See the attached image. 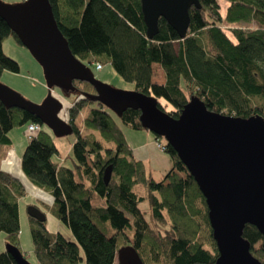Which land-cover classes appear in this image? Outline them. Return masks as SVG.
Segmentation results:
<instances>
[{"label": "trees", "instance_id": "1", "mask_svg": "<svg viewBox=\"0 0 264 264\" xmlns=\"http://www.w3.org/2000/svg\"><path fill=\"white\" fill-rule=\"evenodd\" d=\"M49 1L78 59L102 63L99 58L106 55L121 76L134 82V89L157 97L164 110L159 99L171 102L174 108L167 112L174 117L193 96L212 111L264 117V0H227L225 15L218 0H200V8H190L183 38L163 17L159 32L148 36L141 0ZM227 24L231 34L224 28ZM10 35L21 43L0 16V73L20 71L19 62L4 50ZM154 63L163 67L164 83L153 80ZM70 91L77 93L66 105L65 118L76 133L72 166L54 159L58 148L44 125L27 143L21 169L31 183L53 196L58 218L78 242L60 231L50 232L46 220L30 216L37 264H80L79 245L86 264H114L118 250L129 244L144 264L214 263L219 249L206 198L175 149L165 140L171 166L159 179L148 176L145 162L135 157L121 128L145 129L141 110L116 113L96 99V88L89 81L74 80ZM81 113L79 126L76 119ZM29 121L41 122L35 114L0 100V144L9 146V132ZM108 165L112 174L106 183L103 174ZM138 184L147 191L136 192ZM25 193L22 180L0 166V231L8 244L20 249L18 199ZM143 200L149 202L150 219L140 207ZM243 236L264 262L259 229L247 223ZM0 264L17 262L5 250L0 252Z\"/></svg>", "mask_w": 264, "mask_h": 264}, {"label": "water", "instance_id": "2", "mask_svg": "<svg viewBox=\"0 0 264 264\" xmlns=\"http://www.w3.org/2000/svg\"><path fill=\"white\" fill-rule=\"evenodd\" d=\"M147 34L159 32V19L165 18L186 36L190 8L201 7L200 0H141ZM0 16L17 34L44 70L49 89L65 91L73 81L91 82L96 99L118 114L127 108L140 109L147 129L164 137L194 176L206 198L209 216L218 243L219 256L212 264H264L251 251L243 236L247 223L255 225L264 243V117H241L212 111L197 96L191 97L178 117L158 105L157 97L137 89L115 88L97 79L91 67L78 59L58 26L49 0H0ZM0 100L8 107H19L35 114L57 136L71 134L73 126L63 118V102L50 92L35 103L0 82ZM108 165L103 179H111ZM30 216L45 221L37 206L28 207ZM17 264L31 263L22 250L12 244L6 249ZM119 264H144L136 248L129 244L117 252Z\"/></svg>", "mask_w": 264, "mask_h": 264}, {"label": "rangeland", "instance_id": "3", "mask_svg": "<svg viewBox=\"0 0 264 264\" xmlns=\"http://www.w3.org/2000/svg\"><path fill=\"white\" fill-rule=\"evenodd\" d=\"M4 1L19 2L21 0ZM218 1L220 3L221 12L225 15L229 3L227 0ZM241 24L246 27H251V25L246 23H240V25ZM224 28L227 30V32H229L228 24L224 25ZM229 34L231 33L229 32ZM3 46L6 54L13 57L19 62L20 71L12 72L9 70H3L0 73V82L18 91L27 99L35 103H41L45 99V97L50 92H52L63 102L64 107L61 110V114L65 113L67 106L70 105L67 103H71L77 97V93L74 91H65L57 86L49 89L46 83L43 67L34 58L29 49L22 43L18 42L13 35L8 36L4 40ZM99 59L103 63V67L101 69H97L95 67V63L88 64L93 70L94 75L97 79L118 89H134V82L126 80L123 76H121L116 71L115 67L110 63L106 55L100 56ZM159 67L163 70V67L161 65L155 67L154 71L156 79H159L162 75V71ZM159 100L166 111H171L174 108L171 102H169L165 98H160ZM76 123L79 126H82V113L76 119ZM27 124L28 123L15 126L9 132L12 138V143L10 144V146L14 148L15 153L19 157L22 156L24 149L30 140L27 135ZM45 128L53 133L52 129L48 126L45 125ZM121 128L124 131L128 144L131 147H134L135 155L142 158L145 162L147 175L152 176L156 179L161 178L169 170L171 161L169 158V154L164 149L157 146L156 134L147 128L135 130L124 125H121ZM52 136L58 148V151L54 154V159L68 166H72V145L76 139V133L72 132L71 134L64 136H57L53 133ZM161 139L163 142L165 141L164 137H161ZM6 146L7 145L0 144V149L4 150ZM134 190L139 194H143L147 191V187L142 184H138L134 187ZM99 200H101L102 203L104 202V200H102L101 198H99ZM18 203L20 210V247L25 257L31 263L37 264L39 260L35 252L31 232V217L28 212V207L30 205H38V207L46 214V227L50 232L56 233L60 231L69 240L78 242L71 228L58 218L54 202L53 204L47 203L46 201L38 198L35 193L27 191L24 195L19 197ZM140 207L145 211L146 218L150 219L151 208L149 202L143 200L140 204ZM7 245L8 243L6 241L5 232L0 231V252L5 251L7 249ZM79 246L81 255L83 257V260L80 262V264H86L85 251L81 245ZM114 264H119L117 257Z\"/></svg>", "mask_w": 264, "mask_h": 264}, {"label": "crops", "instance_id": "4", "mask_svg": "<svg viewBox=\"0 0 264 264\" xmlns=\"http://www.w3.org/2000/svg\"><path fill=\"white\" fill-rule=\"evenodd\" d=\"M159 65H160L159 63H154L153 64V69L155 70V67H157ZM160 70L162 71L161 77L159 79H156L155 71H154L153 80L156 81V82L164 83L165 79H166L165 72L161 68H160ZM67 104H70V103L68 102ZM66 110H67V108H66ZM60 115L62 117H64V118H66L67 117V111L65 113L60 114ZM131 148L133 149V153L135 155L134 147H131ZM135 157L138 158V159H142L140 157H137L136 155H135ZM0 166L3 169L11 172L15 176L19 177L22 180V182L24 183V185H25L26 192L27 191H31V192L35 193L37 195V197L42 199L43 201H46L47 203L53 204V202H54L53 196L49 192L45 191L44 189L35 186L26 177L25 173L21 169V157H19L15 153V150H14V148L12 146H10V145L6 146L4 148V150L0 149Z\"/></svg>", "mask_w": 264, "mask_h": 264}, {"label": "built area", "instance_id": "5", "mask_svg": "<svg viewBox=\"0 0 264 264\" xmlns=\"http://www.w3.org/2000/svg\"><path fill=\"white\" fill-rule=\"evenodd\" d=\"M93 63H95V67L97 69H101L103 67V64L100 61H94ZM44 124L42 122L39 121H29L27 124V135L29 138H31L32 136L38 134L39 132H41V130L43 129ZM156 144L158 147L162 148L165 150V144L162 141L161 138L156 139Z\"/></svg>", "mask_w": 264, "mask_h": 264}, {"label": "bare ground", "instance_id": "6", "mask_svg": "<svg viewBox=\"0 0 264 264\" xmlns=\"http://www.w3.org/2000/svg\"><path fill=\"white\" fill-rule=\"evenodd\" d=\"M164 101V100H163ZM52 133V132H51ZM53 134V133H52Z\"/></svg>", "mask_w": 264, "mask_h": 264}]
</instances>
